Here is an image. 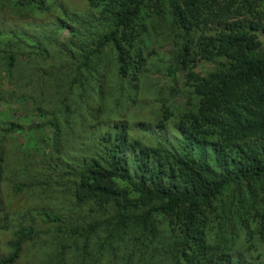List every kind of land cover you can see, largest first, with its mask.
Returning a JSON list of instances; mask_svg holds the SVG:
<instances>
[{"label":"trees","instance_id":"1","mask_svg":"<svg viewBox=\"0 0 264 264\" xmlns=\"http://www.w3.org/2000/svg\"><path fill=\"white\" fill-rule=\"evenodd\" d=\"M0 45V264H264V0H0Z\"/></svg>","mask_w":264,"mask_h":264},{"label":"rangeland","instance_id":"2","mask_svg":"<svg viewBox=\"0 0 264 264\" xmlns=\"http://www.w3.org/2000/svg\"><path fill=\"white\" fill-rule=\"evenodd\" d=\"M8 3L10 6H12L14 4V0H8ZM3 39L6 41L7 37H3ZM5 77L6 76H4L3 77L4 79H2V81L0 82V91L9 87L10 80H7ZM0 102H2L3 112H6L8 110L7 102H11V100H9L5 94H2L0 96ZM4 128L5 127L2 126V122L0 120V135L2 134L16 138V140L12 143L11 146L9 144H5L3 147V151L6 152V154L4 155V159H6V161L2 162V169H3L2 181L5 190L3 191L2 196L4 203L5 201L7 203L5 209L7 208V210L10 211V215L0 225V251L8 253L10 251V247L5 246L4 244L10 240V236L13 235L16 228L19 226L15 216H20V214L25 209L29 211L33 210L32 214H33V222H34V193L28 191L24 185H23L24 187H21V189L17 192L16 191L17 189L14 186V184H18V185H22V184L15 183V181H17L18 179L16 178L15 173L12 174L14 170L22 168L23 157H21V152L22 151L27 152V149H29L31 145L26 144V146H23L22 148L21 145H19V141L23 142L25 145V142L27 140L25 135L20 136V134L16 131H12L8 135V132L5 131ZM30 160L34 165V161L32 160L31 156H30ZM49 196L50 197L46 199L50 200L52 194H50ZM67 260H68V256H67ZM39 262H46V256L41 257V252H39L37 245L34 246V243L29 242L26 243L25 245L24 255L19 256L18 263L16 264H36Z\"/></svg>","mask_w":264,"mask_h":264},{"label":"clouds","instance_id":"3","mask_svg":"<svg viewBox=\"0 0 264 264\" xmlns=\"http://www.w3.org/2000/svg\"><path fill=\"white\" fill-rule=\"evenodd\" d=\"M7 80H9L8 79V77L6 76L5 77ZM2 79H4V78H1L0 79V82L2 81ZM3 90H5V89H3ZM18 115H21V111L20 110H18ZM1 122H2V125H4L5 124V121L4 120H1ZM21 135H23V134H21L20 133V136ZM3 136V135H2ZM8 137V136H7ZM22 143V144H21ZM5 144H9L10 146L12 145V144H10V138H7V139H4V142L2 143V148L4 147V145ZM19 145H21V147L23 148V146H24V143L23 142H21V141H19ZM20 152H21V150H20ZM2 153H3V155H2V160H1V162H3V161H6V159H4V155L6 154V152H4L3 150H2ZM3 172V171H2ZM16 185H18V184H14V186H16ZM3 191H5L4 190V184H3V181H2V177H0V202H1V205H2V212L0 213V225H1V223H3V221L5 220V219H7L8 217H9V215H10V211H8L7 210V208L5 209V207H6V201H5V203H4V201H3V196H2V193H3ZM20 216H15V218H19ZM13 236L14 235H12V236H10V240H12V238H13ZM10 240L8 241V242H6L4 245L5 246H9V242H10ZM25 243L23 244V246H22V252H21V254L20 255H24V251H25ZM2 253H5V254H2ZM9 253V252H8ZM8 253H6V252H1L0 251V255L1 256H4V255H6V254H8ZM16 263H18V259H17V261L15 262V264Z\"/></svg>","mask_w":264,"mask_h":264}]
</instances>
